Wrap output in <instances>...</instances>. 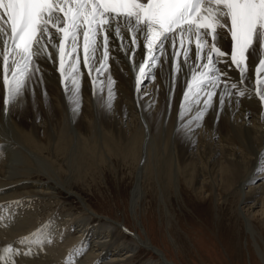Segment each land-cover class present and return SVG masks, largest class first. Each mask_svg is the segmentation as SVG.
<instances>
[{"label":"bare ground","instance_id":"bare-ground-1","mask_svg":"<svg viewBox=\"0 0 264 264\" xmlns=\"http://www.w3.org/2000/svg\"><path fill=\"white\" fill-rule=\"evenodd\" d=\"M220 31L223 36L220 45L227 50V33ZM123 35L124 49L128 51L126 33ZM120 44L119 39L114 36L110 38L109 67L95 76L94 99L91 98L92 87L87 75L80 69L78 108L74 103L73 92L66 93L65 89H60L55 50L50 49L52 60L44 58L38 61L39 71L33 73L23 96L9 105L7 111L4 110L0 81V249L9 244L21 252H28L31 248V255L14 256V264H63L64 261L68 262L69 254L64 251L71 250L67 247V250L61 252L52 231L58 235L78 232V244L93 252L94 258L103 260L102 264H131L141 252H146V255L150 253L155 259L139 260L138 264H177L167 259L164 251L152 242V237L140 220L139 207L145 194L143 184L146 181L143 173L147 171L149 174L151 171L152 177L148 185L153 187L151 193H156L166 218L164 231L168 244L176 248L175 239L169 235L173 218L169 216L165 203L169 200L170 191L175 196L178 193L181 198L183 196L178 174V167L181 165L184 189L191 191L198 199H205L207 196L206 183L211 185L212 192L218 187L222 190L232 187L231 192L236 201L234 218L241 222V228H244L254 243L256 256L264 264V253L255 240L258 229L253 225L254 222L258 223L259 229L264 232V112L260 111L251 94L246 92L244 97L239 96V89H243L239 85L238 89L232 90L230 97H225L223 106L219 104L218 93L203 119L198 122L199 127L197 122L189 126V120L195 115L197 108H203V100L206 99L202 97L201 104L193 108L183 122L178 119L179 100L192 61L189 64L181 62L180 70L173 72L169 62L160 58L159 64L154 68L153 82L137 89V86H133V74L126 61V51L121 50ZM166 49L169 51V46ZM258 52L257 48V55ZM143 54L140 47L133 59L137 60ZM255 60L256 55L249 57V67ZM219 67L222 71L227 70L225 64H220ZM109 76L114 81L111 108L107 107ZM228 77L229 84L237 82L234 70L228 71ZM247 77L250 83H246L251 85L250 69ZM65 83L71 87L70 81ZM34 95L43 100L45 108H33L31 98ZM44 147H49L50 151L58 150L66 171L64 177L41 154ZM95 158H101L99 161L106 164L120 160L140 162L128 197V218L133 224L132 230L122 220L115 221L95 213L83 196L74 190L82 170L85 174V169L92 167H89L90 161ZM187 162L190 165V162H199L197 175L191 177L192 167L187 168ZM94 169L90 171L93 172ZM73 174L77 177L73 178ZM205 175L213 177V180ZM48 183L53 185L58 194L76 199L80 204V214H64L60 217L63 222L60 220L57 225L61 223L63 231H56L53 223L36 225V213L34 215L31 209L34 200L44 202V199L46 201L54 196L52 193L34 192L32 188L43 187ZM217 196L215 194V200ZM42 204L39 208L43 213L45 210ZM29 209L31 210L28 211ZM210 224L208 221L203 223L207 227ZM40 227L41 230H36ZM43 228L49 233L43 231ZM27 232L42 234L44 237L33 236L36 237L35 243L39 247L44 245L46 248L48 243L49 246L37 252L39 247H35L31 240L24 245L18 243ZM66 241L68 239L65 244ZM73 258L72 261H75L76 258Z\"/></svg>","mask_w":264,"mask_h":264},{"label":"snow or ice","instance_id":"snow-or-ice-1","mask_svg":"<svg viewBox=\"0 0 264 264\" xmlns=\"http://www.w3.org/2000/svg\"><path fill=\"white\" fill-rule=\"evenodd\" d=\"M220 30L230 35V54L222 50ZM123 33L130 34L131 44L136 47H140L138 38H143L145 54L135 76L137 89L143 80L154 77L160 59L157 53H165L166 44L172 49L177 71L181 56L184 64L192 61L178 119L183 122L201 104L202 95L206 99L203 108H197L189 120V126L197 122L199 127L198 122L218 93L219 104L223 106L233 89L246 81L250 83L247 77L250 56L256 55L258 61L255 95L264 103V55H257L256 48L258 44L259 52L264 53V0H0L4 110L23 96L27 82L39 71L38 61L52 60L51 50L57 53L62 82L70 81L71 87L65 83V91L73 92L78 108L81 59L89 76L93 70L101 74L109 60L110 38L119 39L121 50H125ZM98 37H102L100 44ZM100 47L103 61L95 67ZM226 57H230V62ZM220 64L227 65V70L222 71ZM233 69L239 72V81L229 84L228 71ZM113 83L109 76L108 108L113 99ZM95 84L93 80L94 91ZM246 92L250 95L251 89H239V96L244 97ZM30 239L23 237L18 243L24 245ZM75 251L81 254L83 245ZM21 254L31 255L32 250L21 252L9 244L0 249V264H14V256ZM68 264H72L71 260Z\"/></svg>","mask_w":264,"mask_h":264},{"label":"rangeland","instance_id":"rangeland-1","mask_svg":"<svg viewBox=\"0 0 264 264\" xmlns=\"http://www.w3.org/2000/svg\"><path fill=\"white\" fill-rule=\"evenodd\" d=\"M31 99H32L33 108L35 110L37 108L46 107L45 103L43 102V100H41V98L38 95L32 96ZM262 129H264V127ZM41 154L52 163L53 168H55L58 171V173L61 174V177L65 176V172H66L65 167L58 153V150L53 149V151H50L49 147H44L41 149ZM97 159L95 158V160L90 161L91 164H95V165L90 164L89 167L90 166L92 167H90V169H85V174L83 172L84 170H82L78 178V181L75 182L76 189L74 190L83 196L87 204L92 208V210L95 213L108 216L109 218L115 221L122 220L125 226L129 230L130 229L132 230L133 224L132 222H130V219L128 218L130 217L128 213V197H129V190L133 183L134 175H136L137 173L136 170L138 169L140 162H138L139 163L138 164L137 162H131V161L121 162L120 160V162H109V164H106L104 162L99 161V159L101 158H97ZM122 161L124 160L122 159ZM190 163L192 165H190L189 162H187L186 165L187 168L189 169L192 167V169L190 170H191V177H193V175H197L198 165L200 164L199 162H190ZM92 169H94L93 172L90 171ZM182 173H183V168L181 165H179L178 174L180 179L179 181L180 187L183 190L182 198L179 193L175 196L173 195L172 191H170L169 200L167 203H165V207L168 211L169 216H172L173 218L171 220V224L169 228V235L173 237V239H175L176 248L168 244L167 234L164 231L166 218L164 217L162 207L159 205L157 201L156 193L155 192L151 193L153 187H151V185H148V183L151 181L152 173L151 171H149V174L147 171L143 173L146 182L143 184V191L145 193L144 198L141 201V205L139 207V212L141 214L140 220H142L141 221L142 224L145 225V227L149 232V235L152 237L151 238L152 242L156 246H158V248L164 251L167 259L174 261V263L177 264H263L262 261L259 260V258L256 256V252L254 250V243L252 239L246 233L244 228L243 227H242L243 229L241 228V222L238 219L234 218V214L236 213L235 211L236 201L231 192L232 187L228 188V190L227 189L222 190L218 187V189L216 188L212 192L211 185H209V183H206L205 194L207 196L205 197V199H200V198L198 199V197H196L191 191H189L188 189L186 190L184 189V185L182 183L184 181L183 180L184 175ZM214 176H216V173L214 174ZM72 177L76 178L77 175L73 174ZM207 177H209L210 180H213L211 179L213 177L211 176H207ZM44 182L45 181H41V183ZM45 187L47 189H45ZM32 190L38 193H52V195L54 196L49 199H46V201L44 199V202H46L47 205L44 202H40L39 199L34 200V206H33L34 208L31 205L32 207L31 209H33L32 211H34V215L35 213L37 215V216L35 215L36 217L35 219L37 221L41 220L40 223L36 221V225L54 224L53 226L56 231L59 230L63 231L60 228L61 223L63 222L61 220L62 216L64 214H68L67 216H71L72 214L73 215L80 214L78 213L80 204L76 201V199L73 198L69 199L61 194H58L57 190L53 187L51 183H48L45 186L43 185V187L32 188ZM228 192H230L229 193L230 196L228 195ZM215 194H218L216 200H215ZM47 200H49V202ZM41 203H43L42 206H44V210H45L43 211V213L40 212V208H39L41 206ZM31 209H29L28 211H30ZM157 209L160 212L157 211ZM24 213H22V215ZM45 214L48 215V217ZM220 219L222 221V224L220 222ZM50 220L52 221L50 222ZM60 220H61L60 225H57ZM232 220L234 221L232 222ZM205 221L210 222L211 227L210 226L207 227L203 225ZM216 222H218L219 224H217ZM253 225L255 228L258 229L257 238L255 239L257 242V246L261 248V251L264 253L263 229H259L258 223L256 222H254ZM41 229L42 227H40V229L37 228L36 230H41ZM43 231L49 233L47 230H44V228ZM52 232L54 235V240L58 244L56 245L57 247H59V250L61 249L60 250L61 252L67 249H70L72 251V252L69 250L64 251V252H69V254H67L68 261L69 259L72 261V258L74 257L76 259L75 261L74 260L72 261L73 264H75L76 262L77 264H83L85 262V259H86V263L84 264H92V263L94 264V262L95 264L103 263V260H100L99 258H94V255H92L93 252H90L88 249H83L81 254H76L75 250L81 246V244H78L79 240L76 238L78 232H74V233L71 232L70 235L69 234L66 235L67 233H60L58 235L56 232L54 231ZM33 233H36V235L34 236L44 237L42 234L37 232H27L23 237H33L32 235ZM57 235L59 237H57ZM62 238L64 241L61 240ZM57 239L60 241V243ZM67 239L68 241H66L65 244V240ZM61 242L62 243L64 242L63 244L65 245V247H63L64 245ZM71 243L74 245H72ZM48 246L49 243L47 244L46 248ZM46 248L44 247V245H42L41 247H39L37 252H40ZM89 253L91 254L87 255ZM137 258L138 259H133L131 261V264H135V263L138 264L139 260L143 261L146 259H155V257L150 253H147L146 255V252L144 253L141 252ZM93 260L95 261L92 262ZM63 264H68V262L64 261Z\"/></svg>","mask_w":264,"mask_h":264}]
</instances>
